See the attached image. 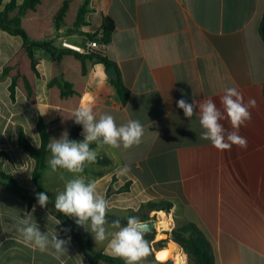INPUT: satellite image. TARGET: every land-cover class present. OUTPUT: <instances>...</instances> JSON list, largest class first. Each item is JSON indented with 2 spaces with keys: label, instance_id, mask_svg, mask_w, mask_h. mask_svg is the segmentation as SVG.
<instances>
[{
  "label": "crops",
  "instance_id": "crops-1",
  "mask_svg": "<svg viewBox=\"0 0 264 264\" xmlns=\"http://www.w3.org/2000/svg\"><path fill=\"white\" fill-rule=\"evenodd\" d=\"M10 1L3 0L0 10ZM24 1L17 0L19 5ZM90 7L88 24L81 30L99 38L104 19L114 22L104 55L130 96L124 104L109 68L95 58L87 63L79 107L91 106L97 118L111 114L117 125L137 120L144 135L129 149L92 143L96 157H106L111 164H88L79 175L95 181L109 201L107 216L124 220L142 204L168 202L172 204L168 215L164 211L149 215L164 213L175 220L171 226L195 224L210 241L215 264H264V0H91ZM58 39L82 46L94 40L87 35ZM23 45L21 37L0 28V152L8 154L0 159V169L20 186L36 190V162L19 146V130L39 148L38 122L54 121L58 109L49 102L51 67L42 53L37 105H30L19 90L12 101L11 80L3 69ZM229 87L242 92L245 101L254 98L256 105L251 121L240 129L247 149L233 146L220 151L200 138L204 129L198 107L189 120L177 101L211 97L220 107V95ZM222 123L230 129L227 121ZM50 157L51 153L47 165ZM124 166L130 170L118 175ZM37 175L43 192L54 202L74 178L66 170L52 172L49 167ZM127 185L129 191L120 192ZM109 189L112 194L107 198ZM29 213L42 233L51 237L56 231L59 238H69L55 213L36 202L30 205L0 177V264H89L71 237L62 254L51 245L41 252L27 244L17 222ZM83 231L96 251L112 255L108 241L95 242L90 231ZM176 253L179 257L165 262L149 254L142 264H184V250Z\"/></svg>",
  "mask_w": 264,
  "mask_h": 264
},
{
  "label": "trees",
  "instance_id": "trees-1",
  "mask_svg": "<svg viewBox=\"0 0 264 264\" xmlns=\"http://www.w3.org/2000/svg\"><path fill=\"white\" fill-rule=\"evenodd\" d=\"M90 3L91 0H25L23 4L19 5L17 0H11L3 10H0V28L10 35L21 37L24 41L20 51L3 69V75L11 80L9 90L12 101H15L16 91L19 90L30 105H37V81L40 78L39 61L41 59L39 54L42 53L49 57L51 67V77L48 84L49 102L58 109L54 121L47 124L40 118L38 122L37 128L41 137L39 148L28 140L22 129L19 130V146L36 162V169L33 174L36 190L20 186L15 178L0 169V177L9 182L11 188L30 205L35 202L38 203L36 194L43 192L37 174L49 167L46 164V157L50 154L47 146L51 139H60L62 134L67 132L70 140H83V127L74 122L72 113L79 108L85 94L87 63L96 58L104 63L106 68L114 65L105 58L104 54H83L52 43L54 31L61 29H64V37L71 35H87L90 39L97 37L85 34L81 30L83 26L88 24L87 15L92 11ZM2 4L3 0H0V8ZM114 29V22L105 18L101 32V39L104 40V44L107 45L111 41ZM36 49H38L37 52ZM112 83L125 104L130 96L129 89L120 78ZM3 157H8V154L0 152V159ZM90 164L109 165L111 160L106 157H96L95 161ZM127 191H129V185L120 189V192ZM111 194L112 190L109 189L107 198ZM54 205L55 202L49 197V203L45 208L56 214L63 224L64 234L76 240L89 264H124L120 258L96 251L84 233L83 227L78 226L70 217L58 212ZM171 208L172 204L168 202H149L142 204L139 211L133 212L130 216L139 217L141 221L145 222L153 218L149 212L166 211L170 213ZM123 221L122 225L126 224L127 219ZM173 233L179 234L184 240L181 244L186 254L184 264H215L213 247L195 224L188 223ZM145 239L149 241L150 245L155 240V233L146 234ZM162 243L160 242V244ZM149 254L154 258V250H152L151 245Z\"/></svg>",
  "mask_w": 264,
  "mask_h": 264
},
{
  "label": "clouds",
  "instance_id": "clouds-1",
  "mask_svg": "<svg viewBox=\"0 0 264 264\" xmlns=\"http://www.w3.org/2000/svg\"><path fill=\"white\" fill-rule=\"evenodd\" d=\"M256 105L254 98L244 99L242 92L229 87L220 95V107L211 97L202 101L193 100L188 103L185 99L177 101V106L183 110L184 116L191 119L198 107L199 123L204 129L201 139L209 140L211 145L220 151H230L233 146L247 149V138L240 135V129L251 121V109ZM72 119L83 127V140H70L67 132L60 139H51L48 149L51 157L48 161L52 172L58 169L66 170L74 175L68 180L64 190L59 192L55 200V209L65 216L75 218V223L90 231L96 242L108 241L107 247L113 256L120 258L124 264H142L149 255V241L145 239L149 226L139 217L130 216L126 224L119 220L107 219L109 201L98 191L95 181H86L79 175L84 172L86 164L93 163L96 152L90 147L92 143L107 145L111 148L129 149L139 145L144 135V128L137 120H129L126 124L117 125L111 114H101L98 118L91 106L79 107L72 113ZM227 121L230 129L224 123ZM128 166L118 170V175H125ZM40 207H46L49 196L45 192L36 194ZM111 225L115 231H109L106 225ZM17 231L24 241L44 252L51 245L58 254L67 252L70 237L65 240L59 238L57 232L49 237L42 233L32 221V215L25 214L17 222Z\"/></svg>",
  "mask_w": 264,
  "mask_h": 264
},
{
  "label": "rangeland",
  "instance_id": "rangeland-1",
  "mask_svg": "<svg viewBox=\"0 0 264 264\" xmlns=\"http://www.w3.org/2000/svg\"><path fill=\"white\" fill-rule=\"evenodd\" d=\"M64 34V32L62 31V32H59V31H55V33L53 34L54 36H55V38L54 39H52V43L53 44H55V45H58V46H62V44H60V42H62L61 40L59 41V37H61L62 35ZM164 212H166V211H164ZM153 214H155V215H153V218L150 220V221H154V222H156L157 223V230L155 231V240L154 241H152L151 243H150V245H151V247H152V250H157L159 247H163L165 244H166V242H170V243H172V241L169 239V233H173L175 230H177L178 228H180L182 225L181 224H175V225H173V226H170V228L168 229V230H164L163 228H161L160 227V225L158 224V218H159V215H157V212H153ZM166 214L168 215V212H166ZM165 214V215H166ZM158 216V217H157ZM173 218H171V222L172 223H174L175 222V220H174V222H173ZM108 226H111L110 224L108 225ZM166 234V235H164V234ZM92 235V237H93V234H91ZM160 235H164V238L163 239H159V236ZM93 239H94V237H93ZM156 240H162L161 242H163L162 244H160V243H156L155 241ZM95 241V240H94ZM96 242V241H95ZM162 245V246H161ZM151 256V255H150ZM170 258H174L173 256H171V254H169L167 257H165L164 259H162V258H160V261L161 262H165V261H167V260H169Z\"/></svg>",
  "mask_w": 264,
  "mask_h": 264
},
{
  "label": "water",
  "instance_id": "water-1",
  "mask_svg": "<svg viewBox=\"0 0 264 264\" xmlns=\"http://www.w3.org/2000/svg\"><path fill=\"white\" fill-rule=\"evenodd\" d=\"M262 34H263V37H264V23H263V26H262ZM95 40L101 41V42L104 41L103 39H99V38H96ZM37 51H38V49H36V52ZM107 72H108V75H109L111 80H116L117 79V70H116V68L114 66L109 68ZM107 219L109 221H111V220H119L121 222V224L124 223V221L121 220L120 218H116V217H113V216H107ZM145 223L149 226L147 234L155 233V231L157 230V223L154 222V221H148V222H145ZM164 235H166V234H164ZM169 239L173 243H175L177 245V249L179 250V252L182 253L183 252V248H182L181 244L184 242L183 238L179 234L171 233V234H169ZM161 241L162 240H156V242H158V243H160ZM170 244H171L170 242H166V246L159 247L157 250H155L154 251V259L157 260L158 251H160L163 248H168L170 246Z\"/></svg>",
  "mask_w": 264,
  "mask_h": 264
},
{
  "label": "built area",
  "instance_id": "built-area-1",
  "mask_svg": "<svg viewBox=\"0 0 264 264\" xmlns=\"http://www.w3.org/2000/svg\"><path fill=\"white\" fill-rule=\"evenodd\" d=\"M99 39H101V37H99ZM62 46L83 54H104L106 49V44H104V42L95 39L88 41L84 46L71 45L67 42H62Z\"/></svg>",
  "mask_w": 264,
  "mask_h": 264
},
{
  "label": "bare ground",
  "instance_id": "bare-ground-1",
  "mask_svg": "<svg viewBox=\"0 0 264 264\" xmlns=\"http://www.w3.org/2000/svg\"><path fill=\"white\" fill-rule=\"evenodd\" d=\"M170 222H171V220H169L168 217L164 213H161L159 215L158 224L164 230H168L170 228V226H171ZM163 238H164V235L159 236V239H163ZM176 250H177V246L175 245V243L172 242L168 248H165V249L158 251L157 260L160 261V258L164 259L165 257H167V254H169V253H171V254L174 253L172 255L174 257V259L179 257V255L177 253L175 254Z\"/></svg>",
  "mask_w": 264,
  "mask_h": 264
}]
</instances>
